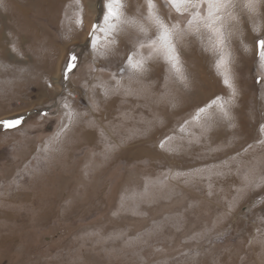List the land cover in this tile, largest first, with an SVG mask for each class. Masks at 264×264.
I'll return each mask as SVG.
<instances>
[{"label": "rangeland", "instance_id": "1", "mask_svg": "<svg viewBox=\"0 0 264 264\" xmlns=\"http://www.w3.org/2000/svg\"><path fill=\"white\" fill-rule=\"evenodd\" d=\"M155 4L169 20L164 0ZM124 5L154 36L145 0ZM101 8L0 6V120L26 117L0 127V264H264V81L252 30L255 21L264 36V4L251 19L236 9L234 100L216 54L192 36L178 41L186 81L156 58L143 75L122 71L131 28L117 34L115 54H95L88 33ZM70 50L79 67L62 81Z\"/></svg>", "mask_w": 264, "mask_h": 264}, {"label": "snow or ice", "instance_id": "2", "mask_svg": "<svg viewBox=\"0 0 264 264\" xmlns=\"http://www.w3.org/2000/svg\"><path fill=\"white\" fill-rule=\"evenodd\" d=\"M75 2L78 6L80 5V0H75ZM100 2L102 8L98 12L96 22L91 25L87 41L95 54L102 56L115 54V48L118 45L117 34L125 28H131L138 33V37L135 41V48L128 55L122 71L143 75L147 71L148 61L156 58L168 64L178 79L186 81L178 41H184L188 36H192L202 45L206 44L205 51L211 49L216 54L215 67L222 77L223 84L230 90L233 100L238 96L230 67L231 52L229 50V41L236 34L233 26L239 23L236 9L238 6L241 7L250 19L258 17L264 0H164L169 10V20L160 15L155 0H145L147 12L143 20L155 30L154 36L149 35L148 27L141 20L126 15L124 0H100ZM0 6H3V0H0ZM173 12L180 17L175 22L170 21ZM76 24L83 26L82 8L79 9ZM252 30L258 34L255 41L257 58L255 71L257 72L256 83L259 84L264 81V36L259 35L260 25L255 21H253ZM241 44L245 52L251 51L249 45L244 44L242 40ZM143 50H147L146 56ZM79 59V54L74 50L67 53L61 70L62 81L69 80L70 76L75 74L79 67ZM49 87H51L50 84ZM221 99L218 97L212 101V104L216 105ZM64 106L67 108L68 104L65 103ZM218 107L221 117L230 121L232 116L225 104L221 102ZM204 110L201 108L199 112H204ZM41 115L46 116L47 113L43 112ZM68 115L71 118L72 114ZM25 119V115H20L0 120V126L4 129H16L25 122ZM160 146H164L163 142ZM245 180L248 181L247 176ZM261 182H264V177L261 178Z\"/></svg>", "mask_w": 264, "mask_h": 264}, {"label": "bare ground", "instance_id": "3", "mask_svg": "<svg viewBox=\"0 0 264 264\" xmlns=\"http://www.w3.org/2000/svg\"><path fill=\"white\" fill-rule=\"evenodd\" d=\"M5 1V0H4ZM20 220V219H19Z\"/></svg>", "mask_w": 264, "mask_h": 264}, {"label": "water", "instance_id": "4", "mask_svg": "<svg viewBox=\"0 0 264 264\" xmlns=\"http://www.w3.org/2000/svg\"><path fill=\"white\" fill-rule=\"evenodd\" d=\"M1 127V126H0Z\"/></svg>", "mask_w": 264, "mask_h": 264}]
</instances>
